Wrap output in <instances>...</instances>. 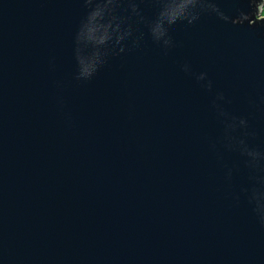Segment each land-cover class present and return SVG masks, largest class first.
Here are the masks:
<instances>
[{"label":"water","instance_id":"obj_1","mask_svg":"<svg viewBox=\"0 0 264 264\" xmlns=\"http://www.w3.org/2000/svg\"><path fill=\"white\" fill-rule=\"evenodd\" d=\"M264 0H0V264H264Z\"/></svg>","mask_w":264,"mask_h":264},{"label":"rangeland","instance_id":"obj_2","mask_svg":"<svg viewBox=\"0 0 264 264\" xmlns=\"http://www.w3.org/2000/svg\"><path fill=\"white\" fill-rule=\"evenodd\" d=\"M262 17L264 18V7H263V9H262Z\"/></svg>","mask_w":264,"mask_h":264}]
</instances>
